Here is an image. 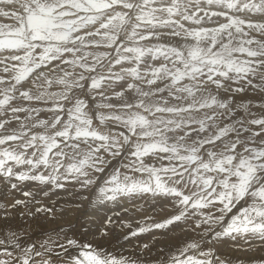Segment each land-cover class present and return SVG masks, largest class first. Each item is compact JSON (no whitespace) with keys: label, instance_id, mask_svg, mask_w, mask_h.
Here are the masks:
<instances>
[{"label":"snow or ice","instance_id":"obj_1","mask_svg":"<svg viewBox=\"0 0 264 264\" xmlns=\"http://www.w3.org/2000/svg\"><path fill=\"white\" fill-rule=\"evenodd\" d=\"M0 264H264V0H0Z\"/></svg>","mask_w":264,"mask_h":264},{"label":"bare ground","instance_id":"obj_2","mask_svg":"<svg viewBox=\"0 0 264 264\" xmlns=\"http://www.w3.org/2000/svg\"><path fill=\"white\" fill-rule=\"evenodd\" d=\"M125 254L127 255V252Z\"/></svg>","mask_w":264,"mask_h":264}]
</instances>
